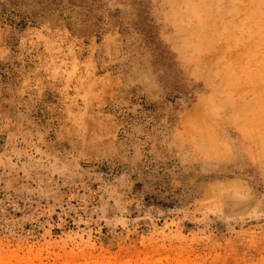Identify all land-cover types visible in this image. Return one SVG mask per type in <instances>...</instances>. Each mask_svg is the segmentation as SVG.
Returning <instances> with one entry per match:
<instances>
[{"label":"rangeland","instance_id":"rangeland-1","mask_svg":"<svg viewBox=\"0 0 264 264\" xmlns=\"http://www.w3.org/2000/svg\"><path fill=\"white\" fill-rule=\"evenodd\" d=\"M0 264H264V0H0Z\"/></svg>","mask_w":264,"mask_h":264},{"label":"bare ground","instance_id":"bare-ground-1","mask_svg":"<svg viewBox=\"0 0 264 264\" xmlns=\"http://www.w3.org/2000/svg\"><path fill=\"white\" fill-rule=\"evenodd\" d=\"M202 3V2H201ZM260 15V14H259ZM258 35V34H257ZM246 40V39H245Z\"/></svg>","mask_w":264,"mask_h":264}]
</instances>
